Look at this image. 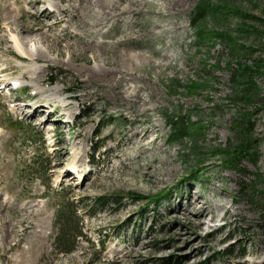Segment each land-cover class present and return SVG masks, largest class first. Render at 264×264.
<instances>
[{
	"label": "rangeland",
	"instance_id": "1",
	"mask_svg": "<svg viewBox=\"0 0 264 264\" xmlns=\"http://www.w3.org/2000/svg\"><path fill=\"white\" fill-rule=\"evenodd\" d=\"M201 1L0 0V264H264L254 200L264 201V0H209L225 5L220 16L239 9L201 21L234 35L237 48L218 37L197 45L190 18ZM65 7L80 9L81 23L117 7L123 22L106 37L75 36L71 10L56 25ZM250 65L261 90L243 104L233 72ZM13 79L21 85L10 89ZM191 81L206 84L191 92ZM241 109L251 112L256 150L229 165L210 149L233 138ZM180 113L205 126L201 158L189 138L169 139L166 115ZM245 182L255 186L243 192ZM127 191L148 197L94 202ZM193 197L206 214L192 211ZM65 204L84 233L61 252Z\"/></svg>",
	"mask_w": 264,
	"mask_h": 264
},
{
	"label": "trees",
	"instance_id": "2",
	"mask_svg": "<svg viewBox=\"0 0 264 264\" xmlns=\"http://www.w3.org/2000/svg\"><path fill=\"white\" fill-rule=\"evenodd\" d=\"M225 6L224 4H217L214 5L209 0H203L197 4L195 9L193 10V14L190 18V21L195 25L197 33L196 43L198 46H203L204 44L211 42L214 38H226L228 39L229 43L233 47H239L236 45L237 40L235 39L234 35L225 33L224 31H214V30H205V27L201 24V21L211 14V16L221 21V17L223 19L226 18L228 13L231 11L239 13V9H231L226 7L222 16L219 11L222 7ZM232 47V48H233ZM259 68V67H258ZM240 70V69H239ZM258 70L253 69V67L246 66L241 71H234L233 76L234 78L240 77L242 78L244 83H239L243 85L240 88L239 93L235 95L238 100L243 104L255 103L258 101V97L260 95V86L257 84L256 81L253 79V73ZM54 81V78L51 79ZM180 81L176 79L172 86L178 87L180 86ZM205 82H197L191 81L190 83L184 84V87H187L191 92H198V90L205 86ZM239 115L234 117L233 122V129H234V136L231 138L229 143L223 147L219 148H211L210 152L212 155L215 156H222L226 159L229 165H236L241 159L242 156L245 154H249L251 151L256 150L255 144V136H254V122L252 120L251 112L241 109L238 113ZM166 119L169 121L170 125V134L169 139L171 142L181 141L183 142L184 139L189 138L193 142V146L191 149L195 152L196 155L200 157L203 151L201 145H199V140L203 134V130L205 128L204 124L202 123H193L189 120L188 114L179 115H166ZM255 185L252 182H245L243 185V192L250 190ZM124 194L132 197V198H147L148 195L127 191L126 193H118V194H100L94 197V202L96 205H103L104 203L108 202L110 198H113L115 195L121 197ZM149 201L153 202L155 199L153 197H149ZM255 203L260 206V225L264 227V201L260 202L256 199ZM95 213V211L90 212V214ZM58 219V230L55 235V244L60 251H70L74 247V241L76 237L82 235V225L79 223L80 220L78 219L77 215L75 214V210L73 208H69L68 205L64 206L62 210L59 212ZM264 245V238L262 240ZM247 251L243 247L241 249V255H246Z\"/></svg>",
	"mask_w": 264,
	"mask_h": 264
},
{
	"label": "bare ground",
	"instance_id": "3",
	"mask_svg": "<svg viewBox=\"0 0 264 264\" xmlns=\"http://www.w3.org/2000/svg\"><path fill=\"white\" fill-rule=\"evenodd\" d=\"M72 1V0H71ZM82 9H84L82 7ZM68 10H71L73 14L70 15V18L72 20L75 21V26L74 28L76 29L77 33L75 36H77L79 34V31L81 32V34H84V36H98V35H101L102 37H106V32L104 31V28L106 26H108L110 23L114 22V24H121L123 21H122V18H121V15H119V8H115L114 10V13L111 14V13H106V14H102V15H94V14H87V20L84 21V23H81L80 21H78L79 19H84L85 17H83L79 12H81L80 9H74L72 7H65L62 9L63 11V15L62 17L58 18L56 21V25L58 24H64V23H67L68 22V18L66 15V11ZM53 12L50 14V17L53 16ZM53 26V25H52ZM9 28V27H8ZM68 29L69 27H64V35L65 37L68 36L69 32H68ZM131 34H134V32H130ZM12 37V41L14 42V47L15 49H17L19 51V53H21L22 55L24 56H27V57H33V55L27 51V49L25 48L26 47V44L24 42V40L20 39V37L12 34L11 35ZM118 45H120L122 42V40H118L116 42ZM25 44V45H24ZM93 45H90L92 47H94V45L96 46H108L109 42L108 41H103L102 43H95L93 42L92 43ZM132 68L131 69H134V66L131 64ZM16 80H19L20 79H16ZM4 82L1 83V85H3ZM196 204H198V201L193 198H191L190 200V205H192V211L194 210H199L200 213L202 212L203 214H206L207 213V208L204 209L203 207H199L197 208L196 207ZM18 261V262H17ZM17 263L21 264V260H16ZM123 259H120L115 257L113 260H107V263L108 264H120V263H123ZM105 263V264H107ZM104 264V263H103Z\"/></svg>",
	"mask_w": 264,
	"mask_h": 264
}]
</instances>
